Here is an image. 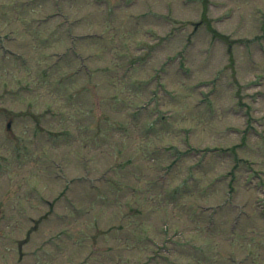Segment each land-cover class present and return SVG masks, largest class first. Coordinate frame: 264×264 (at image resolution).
<instances>
[{"label":"rangeland","instance_id":"374dc122","mask_svg":"<svg viewBox=\"0 0 264 264\" xmlns=\"http://www.w3.org/2000/svg\"><path fill=\"white\" fill-rule=\"evenodd\" d=\"M207 2L0 0V264H264V0Z\"/></svg>","mask_w":264,"mask_h":264},{"label":"trees","instance_id":"16d2710c","mask_svg":"<svg viewBox=\"0 0 264 264\" xmlns=\"http://www.w3.org/2000/svg\"><path fill=\"white\" fill-rule=\"evenodd\" d=\"M203 21H204V23H206V25L209 27V29L215 34V35H217V31H215L214 29H212V27H211V23H210V19H208V18H206L205 16H203ZM167 147H165V149H166ZM168 148H170V149H173L172 147H168ZM231 151L232 150H234V149H230ZM174 155H176V157L179 155V154H181L182 153V151H180V150H177V149H175L174 150ZM184 153V152H183ZM182 153V154H183ZM184 155V154H183ZM88 181V180H87ZM89 183H92V181L91 182H89ZM88 198V197H87Z\"/></svg>","mask_w":264,"mask_h":264}]
</instances>
